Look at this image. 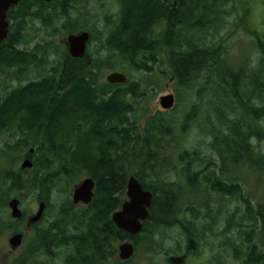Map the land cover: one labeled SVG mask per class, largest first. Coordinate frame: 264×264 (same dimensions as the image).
<instances>
[{"label":"trees","instance_id":"trees-1","mask_svg":"<svg viewBox=\"0 0 264 264\" xmlns=\"http://www.w3.org/2000/svg\"><path fill=\"white\" fill-rule=\"evenodd\" d=\"M78 2L84 1L22 0L8 12L13 24L0 45V68L16 80L32 68L41 71L36 78L19 81L18 86L4 91L0 101V137L16 139L0 149V161H4L0 168V233L22 220L10 219L3 211L12 195L22 198L24 191L41 192L49 206L53 193H68L77 180L92 177L97 184L92 203L75 207L66 202L58 221L42 228L44 219L35 224L39 243L32 259L28 256L24 261L51 257L53 249L61 246L69 251L66 264H126L118 258L120 242L128 240L137 245L143 234H154L171 223L181 226L189 247L198 244L201 227L181 216L190 213L195 222L202 216L211 220L212 211L207 207L204 214L206 211L201 212L183 194L205 188L208 196L214 192L234 196L246 205V220L239 225L246 236L242 264H264V207L254 203L256 198L245 193L238 179L230 177L232 167L242 163L255 170L264 166V154L257 153L250 141L253 136L264 139L260 126L264 107L255 102L264 92V16L261 25L251 30L248 0H114L118 13L115 19L108 16L104 44L130 71H137V77L128 75L125 84H110L100 81L101 65L89 49L86 57L72 58L64 43L57 45L53 40L30 52L20 48L23 23L28 18L39 19L54 29L64 20L63 35L70 34L66 22L72 10L79 8ZM230 26L251 32L260 48L263 67L250 79L253 90L250 86L241 89L246 71L235 70L226 59L228 35L220 33H226ZM216 33L221 39L208 45V34L216 37ZM170 73L187 91L200 79L205 84L202 91L210 85L212 112L218 124L206 119L201 132L214 137L211 148L220 158L218 165L210 156L192 152L184 144L196 111L182 120L175 116V108L152 114L151 103ZM231 112L242 115L230 120ZM142 156L146 160L136 176L144 189L154 193V199L151 218L144 222L141 235L132 236L117 228L112 214L125 201L128 163ZM26 158L34 163L31 169L17 166ZM212 226L207 223L205 231H211Z\"/></svg>","mask_w":264,"mask_h":264},{"label":"rangeland","instance_id":"rangeland-1","mask_svg":"<svg viewBox=\"0 0 264 264\" xmlns=\"http://www.w3.org/2000/svg\"><path fill=\"white\" fill-rule=\"evenodd\" d=\"M82 1L84 2H78L79 4L77 7L79 8L72 10L71 17L67 19L66 27L71 31L70 34L78 33L82 30H87L91 33V40L93 38L94 40L90 41L91 44L88 49L91 55L94 56V58H97L99 65H101L99 73L100 81L107 83V76L115 71L127 74L129 77H137V73L135 71H130L127 65L124 64L125 61L116 54L110 53L111 51H109L104 44L105 36H107L108 33L106 28V25L108 24L107 19L108 16L115 19V14L118 13L117 4L114 0ZM176 1L177 0H175V3ZM263 1L264 0H248L247 2L248 8L250 9L248 25L251 30L256 29L258 25H261V20L264 16ZM227 9H230V6H227ZM63 21L64 20L56 23L57 28L54 29L44 25L39 19H26L23 23L24 28L22 31L21 50L30 52L37 45L44 46L52 40L55 41V44L57 45L63 43L66 38L65 35H63ZM80 26L83 28L79 29L78 27ZM250 33L251 32L246 30L235 29L234 26H230V29L226 31V33H220V35H228L225 41V47L227 50L225 56L227 61L236 66L235 70H241L244 68L246 71V74L242 77L241 89L248 88V86H250L249 82H251L250 79L253 77L252 75L258 71L260 67H263L261 65L262 55L260 48H258L253 34ZM220 35L219 33H216V37H212L208 34L207 44L211 45L212 41L218 42L219 39H221ZM54 57L55 56L52 55L53 61H55ZM39 72V69L32 68L30 71L21 74L19 76L20 79L16 80L15 77L12 78V73H5L0 68V101L4 91H9L12 87L18 86L19 81L26 83L28 80L36 78ZM203 84L204 80L200 79L199 83L195 84L192 88L193 90L187 91L179 85L177 78H173L172 73H170L168 79H165L163 82L161 92L158 94L154 102L151 103V112L152 114L165 111L171 112L175 108V116L179 120H182L187 113H193L196 111L184 144L186 145V148L192 152L199 151L202 156H210L217 164L220 162V158L218 154L210 148L214 137L207 136L204 132H201V124L206 119L207 123L212 121L218 124V119H216L215 114L212 112L211 103L213 101L211 99L214 97L213 91L210 90L211 87H209V84L205 91H202L200 88L205 86V84ZM251 88L252 90L254 89V87ZM169 93H174L176 97V105L171 110H164L160 107L159 98ZM199 93L201 94L199 95ZM255 102L257 106L264 107V92L260 99H255ZM228 105L230 106V103H228ZM241 113L231 112L230 120L239 119L240 115H242ZM260 126L264 130V119L260 121ZM206 129L207 128L205 127V131ZM15 140L16 139L12 140L8 137H0V149L4 148L5 145L11 141V143H14ZM250 141L255 147L257 153L264 154V139L260 140L253 136ZM144 161L145 157L142 156L133 159L128 163L127 171L129 177L136 176V173L142 170L143 165L141 164H143ZM22 162L23 161H19L17 166L21 167ZM3 165L4 161L3 163L0 161V168H2ZM263 171L264 166L262 169L255 171V169L249 165L246 167L245 165H239L232 167L230 176L239 180L245 193L256 198H254V203H261L264 207ZM84 178L85 177L81 178L75 184L79 183ZM248 191L250 192L248 193ZM22 193L23 197L20 198L22 202L21 209L24 213L22 220L19 223H15L10 230H5L0 233V264H66L64 258L69 254V251L61 246L53 249L54 253L51 257H47L46 259L38 258L33 262H30L31 260L28 262L24 261L28 256L32 259V255L39 243L38 229L36 227L30 228L27 226L28 218L36 212L41 201H47L43 199L44 196L41 192L39 194L35 191H24ZM72 194L73 186L68 193L61 192L59 194L58 191H56L55 194L53 193V195L49 197V206L47 205L44 220L40 225L41 228L46 227L53 221L59 219V210L65 207L66 202H68L69 205L72 203ZM217 194L218 193L214 192L212 193L214 196H208L205 188L199 189V191L196 189V191L187 196L183 194L184 199H192V203L194 205L196 204L198 209L202 210L201 212L206 211L204 214L207 213V207L212 211L213 218L211 220H206L202 216L195 222L192 219L193 215L190 213L181 216L182 219L193 222V225L196 223V226L198 225L201 227L199 230L200 236L198 244H191L189 247L187 237L181 226L171 223L168 226L162 227L154 234H143L139 237L137 240L138 244L136 253L132 260L126 264H242L243 254L246 251V247L242 242L246 236L245 233H242L244 229L239 226V224H242L243 221L246 220V205L238 198L236 200L234 196H219V194L217 196ZM13 197L19 198L15 195H12L10 198ZM124 197L125 199L127 198L126 191H124ZM3 211L7 213L6 215L8 218L13 219L8 206L7 209L5 208ZM207 223L213 224L211 227L212 230L209 232H206L204 229ZM16 232L23 233L24 239L22 245L18 249L12 250L9 244V239ZM245 232L248 231L246 230Z\"/></svg>","mask_w":264,"mask_h":264},{"label":"water","instance_id":"water-1","mask_svg":"<svg viewBox=\"0 0 264 264\" xmlns=\"http://www.w3.org/2000/svg\"><path fill=\"white\" fill-rule=\"evenodd\" d=\"M22 0H0V45L7 39L11 30V22L8 19V12L16 7ZM51 2L53 0H41ZM91 40V33L82 30L78 33H72L66 36L63 43L67 46L69 55L72 58H82L86 55L88 44ZM106 81L110 84H124L128 81L126 74L115 71L110 73ZM159 103L164 110H171L176 105L174 93L163 95L159 98ZM32 152L34 150L32 149ZM31 159L23 160L22 169L33 167ZM96 181L92 177H86L80 181L73 191V202L75 204L88 205L95 196ZM127 199L122 203L120 209L112 214V221L117 228L132 236H136L143 231L144 222L151 215L150 208L153 204L154 193L151 190L144 189L142 183L135 176H130L127 181L126 190ZM8 207L13 219H19L23 216L21 209V200L17 197L8 201ZM46 210V202L41 201L36 212L28 218V227L40 222ZM24 239V234L16 232L9 239L12 250L18 249ZM136 252V245L131 241H125L118 245V258L123 261H129Z\"/></svg>","mask_w":264,"mask_h":264},{"label":"bare ground","instance_id":"bare-ground-1","mask_svg":"<svg viewBox=\"0 0 264 264\" xmlns=\"http://www.w3.org/2000/svg\"><path fill=\"white\" fill-rule=\"evenodd\" d=\"M44 2V1H43ZM52 2V1H51ZM172 2V1H171ZM48 3H50V2H48ZM169 3V2H168ZM170 5V4H169ZM72 7V6H71ZM71 9V8H70ZM110 18V17H109ZM85 19V18H84ZM90 19V18H89ZM168 19V18H167ZM57 21V20H56ZM154 23V22H153ZM86 25V24H85ZM90 26V25H89ZM169 28V27H168ZM85 29V28H84ZM167 30V29H166ZM12 34V33H11ZM8 38V37H7ZM108 38V37H107ZM10 39V38H9ZM113 39V38H112ZM148 40V39H147ZM153 41V40H152ZM115 42V41H114ZM120 42V41H119ZM109 43V42H108ZM112 43V42H111ZM114 45V44H113ZM122 45H124V44H122ZM217 45V44H216ZM109 46V45H108ZM117 46V45H116ZM19 47V46H18ZM120 48V47H119ZM123 48H124V46H123ZM143 48V47H142ZM223 48V47H222ZM37 57V56H36ZM86 57V56H85ZM146 58V57H145ZM18 59H20V58H18ZM122 59V58H121ZM37 61V60H36ZM45 61V60H44ZM30 62V61H29ZM20 63V62H19ZM48 63V62H47ZM51 63V62H50ZM69 64V63H68ZM228 64V63H227ZM37 66L39 65V64H36ZM54 65V64H53ZM84 65V64H83ZM86 65V64H85ZM222 65H223V63H222ZM26 66V65H25ZM144 66H146V64H144ZM235 66V65H234ZM63 67V66H62ZM69 67V66H68ZM138 67V66H137ZM236 67V66H235ZM234 67V68H235ZM247 67V66H246ZM67 68V67H66ZM226 68V67H225ZM2 69V68H1ZM114 69V68H113ZM44 70V69H43ZM222 70V69H221ZM40 71H41V69H40ZM47 71V70H46ZM49 71H51V70H49ZM60 70H58V72H59ZM90 71V70H89ZM249 71V70H248ZM98 72H99V70H98ZM137 72V71H136ZM227 72V71H226ZM52 73V72H51ZM219 73V72H218ZM234 73V72H233ZM56 74V73H55ZM59 74V73H58ZM98 74V73H97ZM217 74V73H216ZM57 75V74H56ZM70 75V74H69ZM163 75V74H162ZM166 75V74H165ZM29 76V75H28ZM34 76V75H33ZM210 76V75H209ZM214 76H215V74H214ZM216 76H218V75H216ZM228 76V75H227ZM242 76H244V75H242ZM225 77V76H224ZM44 78V77H43ZM222 78V77H221ZM20 79V78H19ZM18 79V80H19ZM157 79V78H156ZM197 79V78H196ZM246 79V78H245ZM145 80V79H144ZM204 80V79H203ZM207 80V79H206ZM223 80V79H222ZM244 80V79H243ZM92 81V80H91ZM96 82V81H95ZM145 82V81H144ZM161 82V81H160ZM196 82H197V80H196ZM220 82V81H219ZM242 82V81H241ZM4 83V82H3ZM207 83V82H206ZM209 83V82H208ZM8 84V83H7ZM148 84V83H147ZM212 84V83H211ZM236 84H238V83H236ZM131 85V84H130ZM135 85V84H134ZM152 85V84H151ZM241 85V84H240ZM239 85V86H240ZM178 87H179V85H178ZM210 87V86H209ZM7 88V87H6ZM139 89V88H138ZM201 89V88H200ZM199 89V90H200ZM206 89V88H205ZM131 90V89H130ZM187 90H188V88H187ZM202 90V89H201ZM211 90V89H210ZM102 91V90H101ZM212 91V90H211ZM210 91V92H211ZM193 92V91H192ZM218 92V91H217ZM6 93V92H5ZM101 93V92H100ZM103 93V92H102ZM203 93V92H202ZM143 94V93H142ZM201 93H199V95H200ZM220 94V93H219ZM161 95V94H160ZM192 95V94H191ZM207 97V96H206ZM4 98V97H3ZM110 98V97H109ZM139 100V99H138ZM141 100V99H140ZM100 105V104H99ZM132 105V104H131ZM161 107V106H160ZM84 108V107H83ZM82 108V109H83ZM148 108V107H147ZM124 109V108H123ZM84 110V109H83ZM132 110H133V108H132ZM73 111V110H72ZM68 112H69V110H68ZM111 112V111H110ZM121 112V111H120ZM6 113V112H5ZM118 113V112H117ZM143 113V112H142ZM86 115V114H85ZM126 115V114H125ZM237 116V115H236ZM8 117H9V115H8ZM11 117V116H10ZM31 117V116H30ZM127 117V116H126ZM233 117V116H232ZM24 118V117H23ZM187 118H188V116H187ZM8 119V118H7ZM27 119V118H26ZM13 120V119H12ZM69 120V119H68ZM236 120V119H235ZM25 121V120H24ZM27 121H29L28 119H27ZM67 121V120H66ZM32 122V121H31ZM123 122V121H122ZM6 124V123H5ZM30 124H32V123H30ZM225 125V124H224ZM234 125V124H233ZM26 126H28V124H26ZM30 126V125H29ZM3 127H4V125H3ZM53 127V126H52ZM115 127V126H114ZM215 127V126H214ZM41 128V127H40ZM231 128V127H230ZM230 128H228V129H230ZM238 128V127H237ZM50 129V128H49ZM71 129V128H70ZM64 130V129H63ZM235 130V129H234ZM39 131V130H38ZM50 131V130H49ZM229 131V130H228ZM237 131V130H236ZM40 132V131H39ZM214 133V132H213ZM36 134V133H35ZM54 134V133H53ZM236 134V133H235ZM175 135V134H174ZM204 135V134H203ZM208 135V134H207ZM225 135V134H224ZM216 136V135H215ZM199 137V136H198ZM179 138V137H178ZM181 138H182V136H181ZM231 138H233V137H231ZM50 139V138H49ZM229 139V138H228ZM183 140V139H182ZM170 141V140H169ZM219 141V140H218ZM226 141V140H225ZM172 142V141H171ZM180 142V141H179ZM195 142V141H194ZM199 143V142H198ZM216 143V142H215ZM127 144V143H126ZM167 144V143H166ZM124 145V144H123ZM128 145V144H127ZM135 145V144H134ZM171 146V145H170ZM177 146V145H176ZM192 148V147H191ZM190 148V149H191ZM211 148V147H210ZM173 149V148H172ZM214 149V148H213ZM208 150V149H207ZM102 151V150H101ZM138 153V152H137ZM223 153V152H222ZM165 154V153H164ZM225 154V153H224ZM103 155V154H102ZM168 155V154H167ZM241 155V154H240ZM136 157V156H135ZM164 157V156H163ZM237 157V156H236ZM235 158V157H234ZM73 159V158H72ZM78 159V158H77ZM146 160V159H145ZM222 160H224V159H222ZM231 160V159H230ZM237 160L239 161V159H238V157H237ZM228 161V160H227ZM186 162H187V159H186ZM211 162V161H210ZM234 162H236V161H234ZM165 163V162H164ZM180 163V162H179ZM183 163V162H182ZM213 163V162H212ZM216 164V163H215ZM231 164V163H230ZM236 164H237V162H236ZM243 164V163H242ZM241 164V165H242ZM141 165H143V164H141ZM218 165V164H217ZM234 165H235V163H234ZM244 165V164H243ZM125 166V165H124ZM184 166V165H183ZM237 166V165H236ZM99 167V166H98ZM207 167V166H206ZM227 167V166H226ZM243 167V166H242ZM246 167V166H245ZM16 168V167H15ZM203 169H205V168H203ZM236 169V168H235ZM21 170V169H20ZM224 171L225 170H227V169H223ZM257 170V169H256ZM255 170V171H256ZM238 171V170H237ZM260 171V170H259ZM120 172V171H119ZM221 172H222V170H221ZM245 172H246V170H245ZM251 172H252V169H251ZM258 172V171H257ZM262 172V171H261ZM264 172V171H263ZM74 173V172H73ZM215 173V172H214ZM235 173V172H234ZM178 174V173H177ZM190 174V173H189ZM247 174V173H246ZM214 175V174H213ZM225 175V174H224ZM238 175V174H237ZM128 176V175H127ZM227 176V175H226ZM225 176V177H226ZM240 176V175H239ZM27 177H28V175H27ZM175 177V176H174ZM198 177V176H197ZM207 177V176H206ZM231 177V176H230ZM31 178V177H30ZM216 178H217V176H216ZM237 178V177H236ZM74 179V178H73ZM210 179V178H209ZM226 179V178H225ZM77 180V179H76ZM230 180V179H229ZM233 180V179H232ZM78 181V180H77ZM179 181V180H178ZM184 181V180H183ZM190 181V180H189ZM26 182H27V180H26ZM33 183V182H32ZM183 184V183H182ZM208 184V183H207ZM214 184V183H213ZM236 186H237V184H236ZM219 188V187H218ZM235 189V188H234ZM116 190V189H115ZM223 190V189H222ZM239 190V189H238ZM66 191V190H65ZM226 192V191H225ZM250 191H248V193H249ZM221 193H224V192H221ZM236 193V192H235ZM252 193V192H251ZM104 195V194H103ZM112 195V194H111ZM248 195V194H247ZM121 196V195H120ZM212 196H214V195H212ZM217 196H218V194H217ZM220 196V195H219ZM238 196V195H237ZM249 196V195H248ZM250 197V196H249ZM98 198V197H97ZM209 198V197H208ZM226 198V197H225ZM110 199V198H109ZM210 199V198H209ZM234 199V198H233ZM237 200V199H236ZM52 204V203H51ZM50 204V205H51ZM69 204V203H68ZM70 206V205H69ZM49 208V207H48ZM248 208V207H247ZM222 210V209H221ZM74 211V210H73ZM234 211H236V210H234ZM234 216V215H233ZM64 218V217H63ZM151 218V217H150ZM204 218V217H203ZM200 219V218H199ZM58 221V220H57ZM66 221V220H65ZM91 221V220H90ZM250 221V220H249ZM174 222V221H173ZM255 224V223H254ZM60 225V224H59ZM154 225V224H153ZM237 225V224H236ZM240 225V224H239ZM94 226V225H93ZM244 226V225H243ZM255 226V225H254ZM52 227V226H51ZM67 229V228H66ZM157 229V228H156ZM48 231V230H47ZM253 231V230H252ZM41 232V231H40ZM254 233V232H253ZM252 233V234H253ZM141 235V234H140ZM147 235V234H146ZM247 235V234H246ZM65 238V237H64ZM144 239V238H143ZM246 240V239H245ZM157 242V241H156ZM79 245V244H78ZM150 245V244H149ZM157 245V244H156ZM190 245V244H189ZM189 248V247H188ZM144 249V248H143ZM48 250V249H47ZM66 250V249H65ZM59 252V251H58ZM74 252V251H73ZM40 254V253H39ZM51 254V253H50ZM94 254V253H93ZM60 255V254H59ZM39 256V255H38ZM78 256H79V254H78ZM81 256V255H80ZM92 257V256H91ZM81 258V257H80ZM21 259H22V257H21ZM35 259V258H34ZM44 259V258H43ZM46 259V258H45ZM77 259V258H76ZM93 259H95V258H93ZM26 261V260H25ZM66 261V260H65ZM67 262H68V260H67ZM92 262V261H91ZM76 263V262H75ZM54 264V263H53Z\"/></svg>","mask_w":264,"mask_h":264},{"label":"flooded vegetation","instance_id":"flooded-vegetation-1","mask_svg":"<svg viewBox=\"0 0 264 264\" xmlns=\"http://www.w3.org/2000/svg\"><path fill=\"white\" fill-rule=\"evenodd\" d=\"M47 3V2H46ZM73 206H75V207H85V206H88V205H84V204H82V203H80V204H75L73 201H72V203H71ZM43 219H44V217H43ZM32 228H34V225L32 226Z\"/></svg>","mask_w":264,"mask_h":264}]
</instances>
